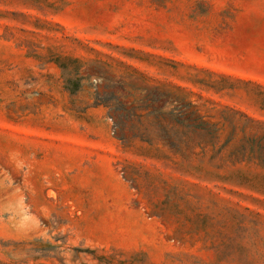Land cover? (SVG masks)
<instances>
[{"label":"rangeland","instance_id":"1","mask_svg":"<svg viewBox=\"0 0 264 264\" xmlns=\"http://www.w3.org/2000/svg\"><path fill=\"white\" fill-rule=\"evenodd\" d=\"M0 264H264V0H0Z\"/></svg>","mask_w":264,"mask_h":264}]
</instances>
